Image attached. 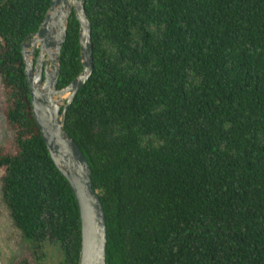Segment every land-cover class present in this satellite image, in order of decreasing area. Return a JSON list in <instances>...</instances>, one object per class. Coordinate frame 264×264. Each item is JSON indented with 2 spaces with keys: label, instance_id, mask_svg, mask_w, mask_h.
I'll use <instances>...</instances> for the list:
<instances>
[{
  "label": "trees",
  "instance_id": "trees-1",
  "mask_svg": "<svg viewBox=\"0 0 264 264\" xmlns=\"http://www.w3.org/2000/svg\"><path fill=\"white\" fill-rule=\"evenodd\" d=\"M53 0H0L4 200L16 226L79 264L74 192L33 113L22 44ZM94 73L66 131L92 168L107 264H264V0H85ZM59 89L82 72L73 14ZM18 264H30L22 261Z\"/></svg>",
  "mask_w": 264,
  "mask_h": 264
},
{
  "label": "water",
  "instance_id": "water-1",
  "mask_svg": "<svg viewBox=\"0 0 264 264\" xmlns=\"http://www.w3.org/2000/svg\"><path fill=\"white\" fill-rule=\"evenodd\" d=\"M80 23L83 72L66 88L59 89L61 55L67 42L72 15ZM92 23L85 0H53L38 33L22 44L26 78L33 113L47 150L76 197L82 224L79 264H107L108 224L92 168L80 146L66 131L69 108L94 73Z\"/></svg>",
  "mask_w": 264,
  "mask_h": 264
},
{
  "label": "rangeland",
  "instance_id": "rangeland-1",
  "mask_svg": "<svg viewBox=\"0 0 264 264\" xmlns=\"http://www.w3.org/2000/svg\"><path fill=\"white\" fill-rule=\"evenodd\" d=\"M6 101L5 91L0 79V146L9 147L13 134L9 130L3 114ZM3 173L0 171V264H62L64 254L61 248L46 243L40 248L27 241L23 232L16 226L3 193Z\"/></svg>",
  "mask_w": 264,
  "mask_h": 264
}]
</instances>
